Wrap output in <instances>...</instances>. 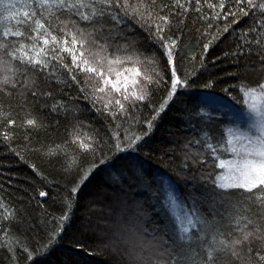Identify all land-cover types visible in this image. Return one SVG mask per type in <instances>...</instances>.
I'll return each instance as SVG.
<instances>
[{
  "label": "snow or ice",
  "instance_id": "6c2138e0",
  "mask_svg": "<svg viewBox=\"0 0 264 264\" xmlns=\"http://www.w3.org/2000/svg\"><path fill=\"white\" fill-rule=\"evenodd\" d=\"M190 14L203 25L197 29L199 66L192 71L178 69V65L186 59L195 62L196 53H181L183 33L171 34L174 20L179 17L180 26H184ZM244 18L250 23L237 32L234 26ZM137 29L145 34L142 47L128 35ZM230 32L236 46L224 56L236 65L238 70L229 75L238 82L222 91L240 107L213 109L228 117L227 124L218 125V133L208 127L217 119L213 111L201 109L196 113L203 122L200 138L183 145L184 149L200 145L211 158L214 171L201 179L213 186V192L235 190L245 195V200L230 204L227 223H222L214 211L209 221L195 197L187 204L168 180L157 181L153 190L140 148L177 92L189 89L190 80L206 68L208 51ZM117 40L128 43H109ZM253 46L264 49V0H0V96L11 98L15 93L24 96L25 103L29 93L33 98L53 99V112H71L74 118L84 111L77 102L86 101L92 111L112 122L106 125L108 135L101 137L98 130L91 134L83 131L91 125L74 120L68 143L93 156L94 162L87 168L65 145L47 147L44 154L50 159L63 157V170L75 182L62 200L63 213L44 222L45 237L33 241L35 253L28 238L11 228L22 222L17 209L0 197V248L13 254L14 264L17 250L26 264H35L34 256L47 253L63 233L84 182L103 167L121 189L125 183L146 187L152 203L159 205L155 211L165 213V224L153 220L149 229L144 223L145 211L138 206L135 222L128 221L117 243V247L123 245L127 264H221V257H230L231 264H264V54L257 53L258 67L251 69L245 64L260 75L258 80L240 79L239 71L241 57L250 56ZM53 82L61 94L64 88L77 89L76 96H68L72 107L44 88ZM215 83L209 80L203 88L212 90ZM162 87L165 95L153 103ZM229 89L238 92L240 99ZM145 106L149 115L141 116ZM8 107L5 111L0 101V140L11 145L17 120L12 118L11 105ZM29 116L20 123L21 128L44 127L38 117ZM139 127L146 131L139 132ZM24 139L28 142L30 137ZM10 151L24 159L16 148L10 147ZM226 154L230 158H222ZM191 155L200 157L199 152L186 151L182 169L188 168ZM195 163L206 161L201 158L193 160ZM38 195L47 197L48 192L39 191Z\"/></svg>",
  "mask_w": 264,
  "mask_h": 264
},
{
  "label": "trees",
  "instance_id": "16d2710c",
  "mask_svg": "<svg viewBox=\"0 0 264 264\" xmlns=\"http://www.w3.org/2000/svg\"><path fill=\"white\" fill-rule=\"evenodd\" d=\"M250 23L249 18H244L238 25H235L237 32L246 28ZM175 27L172 35L183 33L181 39L180 52L187 55L189 50L196 53V61L189 62L187 59L178 69L192 71L199 66V49L196 47L199 33L198 28H202L201 21L190 14L184 26H180L179 17L174 20ZM83 26V25H82ZM107 35V33H104ZM131 39L138 41L137 47L143 46L145 34L139 29L135 34H128ZM232 33L225 34L221 40L215 44L207 53L206 68L201 69L190 80L191 87L187 90L178 91L166 110L160 114L151 130L142 142L140 148L141 158L144 160V167L148 172V179L152 184V189L156 190L154 173H160L159 181L168 180L171 182L185 202L191 205L190 197H195L197 206L203 215L209 220H213V211L217 213L215 217L222 223H227V213L231 211L230 204L246 199L239 191L228 193L213 192V186L206 185L201 179L214 169L211 158L204 152L200 145H190L189 149H184L183 145L193 138H200V129L203 122L196 116V113L203 108L205 94L207 98L227 102L235 105V102L222 91L231 84H236V78L229 73L237 71L235 64L231 62V57H225V52L235 49V43L231 39ZM104 43L103 40L100 41ZM110 44H124L128 41H109ZM203 43V41H201ZM187 45L186 49L184 46ZM114 48H109L113 52ZM257 53L264 54V49L253 46L252 54L248 57H241L239 71L240 79L255 82L260 78L257 72L249 71L248 68L258 67L255 63L258 60ZM219 58V59H218ZM247 64L248 68L245 67ZM129 67H134L129 65ZM161 68L164 69V61L161 60ZM167 74V73H166ZM129 79L132 74L128 73ZM80 78V77H78ZM209 80L216 81L212 90L203 88ZM91 83V81L89 82ZM44 88L54 93L55 99H62L70 107L73 102L68 99L69 95L78 94L75 87L64 88L63 93H59V86L53 82L51 86L44 85ZM232 95L240 99V94L229 89ZM165 95L162 87L158 94L154 95L153 103H158ZM25 97L13 94L11 98L0 96V101L5 105V111H9L11 105L12 118L17 120L14 128L15 139L11 145L0 140V197L11 207L17 209L21 223H13V232L26 236L30 242V247L35 253V239L45 237V227L47 220L53 215L59 216L63 213L62 200L69 193L67 189L75 182L72 176L66 174L62 167L63 157L48 158L44 153L49 145H65V150L71 155L75 154L82 166L87 168L94 162L93 156L82 154L76 145L68 143L69 133L73 129L74 120L78 119L91 125V128H84L83 131L92 133L98 130L97 135L106 137L108 135L106 125L112 122L89 108L86 101H78V106L84 111L78 117H73L69 112H53L51 105L53 99L33 98L31 94ZM237 108L239 105H235ZM208 111V110H205ZM139 112V110H138ZM29 113L38 117L44 127L39 130H25L20 123L26 118H30ZM141 116L149 115L148 107H144ZM217 117L209 124V129L219 132V124H227L228 117L219 111H213ZM2 127V126H0ZM13 129H10V131ZM139 132L146 131L145 127H139ZM28 135L29 141L24 137ZM16 148L24 159L16 156L10 151ZM41 149L32 151L31 149ZM107 146H105V149ZM200 153V157L194 155L188 158V168L182 169L185 152ZM228 154L222 158H226ZM203 158L206 163H195L193 160ZM32 165H35L33 169ZM216 171H219L218 169ZM39 191L48 192L47 197H40ZM74 208L70 221L65 224L64 231L57 242L47 251V253L34 256L35 264H127L123 256V245L117 247L118 238L128 221L135 222L138 206H142L147 219L145 226L152 227V221L159 225L165 224L162 218L163 210L156 212L159 207L152 203V196L146 187L135 185L129 187L127 183L124 188L113 183L109 170L103 167L89 176L84 182L79 193L74 198ZM211 206V208H210ZM150 238V237H149ZM15 264H26L23 254L19 250L14 254ZM0 264H14L13 254L6 248H0ZM221 264H231L230 257H221Z\"/></svg>",
  "mask_w": 264,
  "mask_h": 264
},
{
  "label": "rangeland",
  "instance_id": "374dc122",
  "mask_svg": "<svg viewBox=\"0 0 264 264\" xmlns=\"http://www.w3.org/2000/svg\"><path fill=\"white\" fill-rule=\"evenodd\" d=\"M225 105H231V104H229L227 102L218 101V100H215V99H209V98L205 97L204 98V103H203V108H204V110L213 111V109H221ZM228 158H230V154H228L227 157L224 158V159H228Z\"/></svg>",
  "mask_w": 264,
  "mask_h": 264
},
{
  "label": "bare ground",
  "instance_id": "6f19581e",
  "mask_svg": "<svg viewBox=\"0 0 264 264\" xmlns=\"http://www.w3.org/2000/svg\"><path fill=\"white\" fill-rule=\"evenodd\" d=\"M109 173H110V171H109ZM153 176H154L155 179H156V180H154V182H155V184L157 185V181L160 180L161 175H160V173L157 172V173H154ZM163 180H164V179H163Z\"/></svg>",
  "mask_w": 264,
  "mask_h": 264
}]
</instances>
